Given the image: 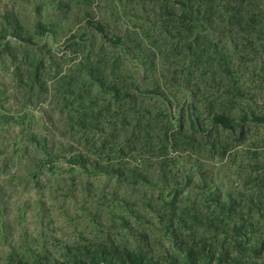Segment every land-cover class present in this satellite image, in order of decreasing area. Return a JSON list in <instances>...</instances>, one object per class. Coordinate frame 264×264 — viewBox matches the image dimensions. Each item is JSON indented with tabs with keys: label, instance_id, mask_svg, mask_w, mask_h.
Listing matches in <instances>:
<instances>
[{
	"label": "rangeland",
	"instance_id": "rangeland-1",
	"mask_svg": "<svg viewBox=\"0 0 264 264\" xmlns=\"http://www.w3.org/2000/svg\"><path fill=\"white\" fill-rule=\"evenodd\" d=\"M245 2L264 27V0ZM179 7L0 0V264L112 243L155 264L188 246L193 264H264V38L217 10L191 32ZM214 112L233 128L191 126ZM215 195L253 224L254 261L233 259Z\"/></svg>",
	"mask_w": 264,
	"mask_h": 264
},
{
	"label": "trees",
	"instance_id": "trees-1",
	"mask_svg": "<svg viewBox=\"0 0 264 264\" xmlns=\"http://www.w3.org/2000/svg\"><path fill=\"white\" fill-rule=\"evenodd\" d=\"M217 4L222 10L217 9ZM249 8V9H248ZM183 21H185L191 32L200 28L212 31L216 25H221L215 18V12L219 13V18L223 23L224 29L230 34L239 33L248 28V31L262 40L264 38V27L260 15L251 9L245 0H180L178 8ZM41 24V23H40ZM39 24V25H40ZM46 27L39 26V31L45 30ZM46 31V30H45ZM225 31V30H224ZM114 43H122L121 38L114 39ZM239 58H243L240 56ZM229 70V68H227ZM113 94L120 96V90L117 86L111 87ZM208 126H219L233 128V118L225 112L212 113V119L207 123L199 116L191 115V126L194 129ZM203 182L207 183V174L202 172ZM216 209L221 213L224 222L232 227L234 251L237 255L233 259L248 257L254 261V255L260 256L262 245L256 246L254 239L256 232L253 224L244 221L242 211L235 209V201H226L221 195H215L212 198ZM247 244V245H244ZM193 247L188 246L185 249V261L181 264H193ZM18 264H29L28 262L19 261ZM32 264H155L147 255L144 248L138 243L134 248L120 247L116 243L110 245L95 244L91 246H80L70 249L65 260L54 257L39 256Z\"/></svg>",
	"mask_w": 264,
	"mask_h": 264
}]
</instances>
